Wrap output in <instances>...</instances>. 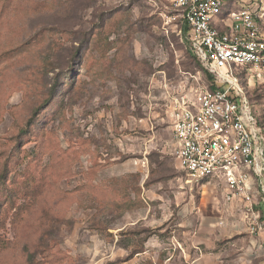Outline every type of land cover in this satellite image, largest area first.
<instances>
[{
    "label": "rangeland",
    "instance_id": "1",
    "mask_svg": "<svg viewBox=\"0 0 264 264\" xmlns=\"http://www.w3.org/2000/svg\"><path fill=\"white\" fill-rule=\"evenodd\" d=\"M181 22L171 0H0V264H264V208L174 158V103L209 83ZM237 79L264 135V86Z\"/></svg>",
    "mask_w": 264,
    "mask_h": 264
},
{
    "label": "built area",
    "instance_id": "2",
    "mask_svg": "<svg viewBox=\"0 0 264 264\" xmlns=\"http://www.w3.org/2000/svg\"><path fill=\"white\" fill-rule=\"evenodd\" d=\"M171 1L190 28L194 55L214 77L174 103V158L187 183H219L228 201L238 198L258 220L254 206L264 208V135L237 75L264 86V0H245L233 12L225 0ZM227 17L230 24L217 27ZM255 225L264 232V223Z\"/></svg>",
    "mask_w": 264,
    "mask_h": 264
},
{
    "label": "trees",
    "instance_id": "3",
    "mask_svg": "<svg viewBox=\"0 0 264 264\" xmlns=\"http://www.w3.org/2000/svg\"><path fill=\"white\" fill-rule=\"evenodd\" d=\"M184 27H185V31L188 33L190 31V28L186 24H184ZM205 74L207 75L209 83H212L213 82V77L208 72H205ZM211 89H215V87L211 86Z\"/></svg>",
    "mask_w": 264,
    "mask_h": 264
}]
</instances>
